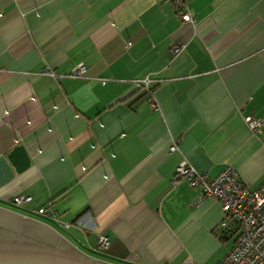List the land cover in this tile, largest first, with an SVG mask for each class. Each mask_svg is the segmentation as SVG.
Segmentation results:
<instances>
[{
	"label": "crops",
	"instance_id": "1",
	"mask_svg": "<svg viewBox=\"0 0 264 264\" xmlns=\"http://www.w3.org/2000/svg\"><path fill=\"white\" fill-rule=\"evenodd\" d=\"M246 116L264 121V0H0V156H30L0 206H46L55 216L40 220L95 258L217 264L230 249L220 201L174 169L230 166L257 188L264 122Z\"/></svg>",
	"mask_w": 264,
	"mask_h": 264
},
{
	"label": "built area",
	"instance_id": "2",
	"mask_svg": "<svg viewBox=\"0 0 264 264\" xmlns=\"http://www.w3.org/2000/svg\"><path fill=\"white\" fill-rule=\"evenodd\" d=\"M181 4L186 0H174ZM181 19L195 23V18L189 12H181ZM183 49L182 45H174L171 48L173 53H178ZM87 71L83 63L77 64L68 74L71 77L84 76ZM54 75V72H47ZM152 80L144 79L142 83L149 95L151 108H156L157 104L153 99V88H150ZM247 126L257 130L263 124V120L246 116L244 118ZM174 144L170 145L169 151L175 150ZM175 176L173 183L178 179H185L191 186L200 188V195L215 197L220 201L222 219L219 225L227 228L229 234H236L233 245L226 255L217 264H264V180L255 189H247L243 182L238 179L236 171L226 166L215 177L197 172L187 161L183 160L174 169ZM11 201L17 205H23L31 201L28 195H14ZM38 214L54 217V211L46 206L34 209ZM97 244L100 247L108 246V239L104 235H99ZM181 264H193L186 260Z\"/></svg>",
	"mask_w": 264,
	"mask_h": 264
},
{
	"label": "water",
	"instance_id": "3",
	"mask_svg": "<svg viewBox=\"0 0 264 264\" xmlns=\"http://www.w3.org/2000/svg\"><path fill=\"white\" fill-rule=\"evenodd\" d=\"M30 165L21 144L0 156V186ZM0 264H112L95 258L37 218L0 206Z\"/></svg>",
	"mask_w": 264,
	"mask_h": 264
},
{
	"label": "rangeland",
	"instance_id": "4",
	"mask_svg": "<svg viewBox=\"0 0 264 264\" xmlns=\"http://www.w3.org/2000/svg\"><path fill=\"white\" fill-rule=\"evenodd\" d=\"M4 204H5V203H4ZM6 205H9L10 207L16 208L17 210H21L22 212H26V213H28L29 215H34V216L38 217L37 219H39V220H40V218H43V217H44V216L42 217V215L35 214L34 212H30L29 210L25 209V208L22 207V206L19 207V206H16V205H14V204H6ZM27 216H28V215H27ZM39 217H40V218H39ZM51 222H53V221L51 220ZM235 236H236V234H233V235H231L229 238H227V239L221 241L222 244H223L224 246H226L227 248H231V246L233 245V242H234Z\"/></svg>",
	"mask_w": 264,
	"mask_h": 264
},
{
	"label": "trees",
	"instance_id": "5",
	"mask_svg": "<svg viewBox=\"0 0 264 264\" xmlns=\"http://www.w3.org/2000/svg\"><path fill=\"white\" fill-rule=\"evenodd\" d=\"M232 234H229L228 231H227V228H222L221 227V233H220V239L221 241L229 238Z\"/></svg>",
	"mask_w": 264,
	"mask_h": 264
}]
</instances>
